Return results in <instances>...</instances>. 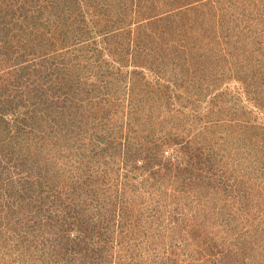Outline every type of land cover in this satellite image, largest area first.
Returning a JSON list of instances; mask_svg holds the SVG:
<instances>
[{"label":"trees","instance_id":"16d2710c","mask_svg":"<svg viewBox=\"0 0 264 264\" xmlns=\"http://www.w3.org/2000/svg\"><path fill=\"white\" fill-rule=\"evenodd\" d=\"M262 34L264 0H0V264H264Z\"/></svg>","mask_w":264,"mask_h":264},{"label":"rangeland","instance_id":"374dc122","mask_svg":"<svg viewBox=\"0 0 264 264\" xmlns=\"http://www.w3.org/2000/svg\"><path fill=\"white\" fill-rule=\"evenodd\" d=\"M254 22H256V19L254 20ZM198 26V24H196V27ZM254 30H255V35L256 36H260L262 30H263V27L261 28H256L254 27ZM261 36H264V34H262ZM228 84H229V87L231 89V96L233 97H236L235 95H233L235 93V91H237L238 88H241V94H243L244 90L246 89V84H243L244 82H238V81H235V80H228ZM243 97V95H242ZM245 97V96H244ZM244 97H243V103L246 104V102L244 101ZM246 98V97H245ZM203 103V112L202 114L204 113H210L213 109L216 110L215 108H218V105L217 103H213L211 102V98H206L205 101H202ZM258 116H259V119L262 117L264 119V113H258ZM138 212V210H137ZM147 260H156V255L155 254H151V253H148L146 252V255L144 256ZM177 258H181V261H182V257H178Z\"/></svg>","mask_w":264,"mask_h":264}]
</instances>
